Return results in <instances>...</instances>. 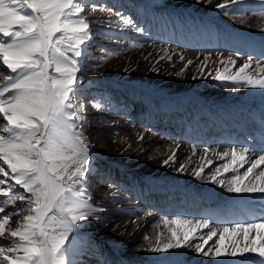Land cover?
Returning <instances> with one entry per match:
<instances>
[{
    "label": "bare ground",
    "instance_id": "bare-ground-1",
    "mask_svg": "<svg viewBox=\"0 0 264 264\" xmlns=\"http://www.w3.org/2000/svg\"><path fill=\"white\" fill-rule=\"evenodd\" d=\"M89 1L92 0H87V5ZM114 1L115 4L131 3L136 11L145 15L146 22L141 27L142 31L134 29L141 22L140 17L138 20L131 19L130 24H125L129 19L113 22L112 28L124 29L125 34L133 35L129 36V40L135 38V42L132 41L135 53L127 57L120 53L117 57L112 54L108 57V65L115 63L119 67V76L110 84L117 91L116 88H120L125 97H136L135 93L140 92L137 96L148 111L164 112L181 108L185 114L180 120L187 122V132L205 139L213 138L214 144L190 145L183 132L177 136V130L172 128V136L157 141L146 152L143 165L134 170L133 175L125 168L118 167L117 177L126 174L122 180L108 177L100 187L95 188L93 197L88 194L83 197L93 210L69 234L68 258L73 264H232L237 258L216 256L215 248L222 252L232 241L242 246L253 239L259 245L260 233L264 229L257 228L248 234L230 232L223 239L220 238V231L235 222L264 215V199H261L264 194L228 192L232 177L237 172L242 175L250 165L245 163L239 167L241 162L238 159L233 164L231 155L221 159L220 154L230 153L235 148L238 157L246 148L240 145L239 136H249L252 128L264 124V89L250 88L232 81H218L212 77L218 69L224 75L234 74L250 57L253 64L247 71L256 75L258 63L264 68V0H241L228 9V15L216 8L221 0ZM87 14L84 13L88 18ZM164 38H170L169 44L161 45L159 50L153 49L154 40ZM165 52L168 56H165ZM229 57L236 61L235 66H229L231 73L225 72V65L220 63ZM188 61L192 63L188 64ZM169 68H172V78L159 82L161 71ZM259 76L264 77V72H260ZM89 82L85 83L86 86L94 83ZM95 104L100 107L91 104V118L98 108H105L101 101ZM112 107L109 104L106 108L113 110ZM136 114L148 119L154 116V113L140 114L138 111ZM127 127L126 124L124 128ZM126 134L131 142L124 150L127 155L136 148V133L125 130ZM232 135L236 137L239 147L229 144ZM93 139L104 143V149L110 147L100 132H96ZM85 143L89 158L98 156L93 145L86 139ZM205 149L208 151L205 152ZM248 149L249 157L260 154L256 144L251 143ZM173 154L174 162L170 159ZM165 161L169 162L165 164ZM225 163L237 171L225 172L222 167ZM4 167L8 170L7 165ZM111 168L112 165L106 168L105 174ZM201 168L203 171L197 177L195 173ZM217 168L220 174L216 178L224 181L223 186L212 182L211 177ZM261 170H264V164L253 169L248 179H253L254 174H259ZM28 214L29 211L10 217L5 235L0 237V245L19 243V239L10 236L7 229L15 228V222L22 221ZM177 218L193 223L206 219L210 228L187 229L188 244L192 246L162 253L148 251V241L144 237H152L149 234L152 226L157 229L153 243L157 237L162 243L166 242L171 236L169 228L178 234L186 230L180 225L171 224ZM164 219L169 221L167 225ZM210 229L217 230V235L209 240L206 233ZM194 236L203 237L206 241L199 253L194 245L202 241L192 239ZM222 240L226 241L223 246ZM212 246H215L213 253L203 255V251Z\"/></svg>",
    "mask_w": 264,
    "mask_h": 264
},
{
    "label": "snow or ice",
    "instance_id": "snow-or-ice-1",
    "mask_svg": "<svg viewBox=\"0 0 264 264\" xmlns=\"http://www.w3.org/2000/svg\"><path fill=\"white\" fill-rule=\"evenodd\" d=\"M239 2L241 0H221L216 8L228 15V9ZM87 7V0H0V68L8 73L0 72L4 82L0 87V161L3 162L0 174L7 178L0 180V185L5 186L0 187V204H11L17 199H27L29 204V214L15 222V228L7 229L19 243L0 245V264H73L68 258L69 234L93 210L83 199L87 196L83 191L86 173L91 171L88 146L83 133L73 131L79 119L77 106L73 104L77 95L74 85L79 71L78 58L91 39L90 24L84 15ZM130 23L131 20L125 21V24ZM220 63L225 65V72L231 73L229 66H235L236 61L229 57ZM252 64L250 57L234 74L224 75L218 69L212 78L264 89V77L259 76L264 68L258 63L254 75L247 71ZM248 152L249 149L244 148L237 157L233 148L230 153L220 154L221 159L231 155L233 164L238 159L239 167L245 163L250 165L242 175L237 172L232 177L227 190L237 194H264V170L248 179L253 169L264 164V148L258 157H249ZM174 156L170 158L173 162ZM222 167L225 172L237 171L227 163ZM202 171L203 168L197 171L196 176ZM217 174H220L219 168L211 177L212 182L223 186L224 181H218ZM16 186L30 195L26 197L13 191ZM0 213H3L0 216L2 237L10 217L16 213H4L3 208ZM163 222L169 223L167 219ZM171 224L186 230L178 234L169 228L171 236L163 243L159 237L153 243L145 236L148 251L162 253L192 246L188 244L187 229L210 228L206 219L193 223L177 218ZM257 228L264 229V215L223 227L220 238L230 232L248 234ZM206 235L210 240L217 235V230L210 229ZM192 239L202 241L194 245L195 250L201 252L206 241L203 237ZM260 241L257 245L253 239L242 246L232 241L222 252L216 247L215 255L237 258L232 264H264V231L260 233ZM214 247L203 251V255L212 254Z\"/></svg>",
    "mask_w": 264,
    "mask_h": 264
},
{
    "label": "rangeland",
    "instance_id": "rangeland-1",
    "mask_svg": "<svg viewBox=\"0 0 264 264\" xmlns=\"http://www.w3.org/2000/svg\"><path fill=\"white\" fill-rule=\"evenodd\" d=\"M114 2V0H92L88 3L86 14L88 13L87 22L90 24L91 39L86 42L87 47L84 54L78 58L79 71L76 73L77 82L74 85V88L77 90V95L73 99V104L77 106V116L79 119L75 121L77 127L73 131L83 133V137L93 145V149L98 153V156L89 158L91 171L86 173L85 177L86 183L84 188L90 197L94 196L95 188L100 187L102 182L109 179L108 177L112 178V180H122L121 178L126 174L117 177L116 172L118 167L125 168L128 173L133 175L134 170H137L143 165L146 152L148 153L151 147L156 145L161 139L172 136V128L175 131L177 130V136L183 132V137L190 145L196 143L199 146L205 144L213 146L214 144L213 138L208 139L207 137L205 139L203 136H196L195 134H192L194 135L192 136L190 132H187V122L182 123L180 120L184 113L181 108L178 107L175 111H148L147 106L137 96L140 92L135 93V98L125 97V94L120 91V88H116L118 89L117 91L110 84L114 81L113 79L119 76V67L115 63L108 65V57L111 54L117 57L118 53L127 57L135 53L133 47L135 38H133V42L129 40V36L133 37V35L125 34L124 29L112 28L113 22L118 19L138 20L140 17L141 22L135 25V30L141 29V27L143 28V23L146 22L145 15L138 10L136 11L131 3L124 2L117 4L116 2L115 4ZM262 10H264V7ZM154 42L153 49L159 50L163 45L169 44L170 38L154 40ZM69 55L71 54L69 53ZM0 72L4 75L8 74L4 68H0ZM170 72H172V68L161 71L159 82L162 83L165 79L172 78ZM87 81H90V84L94 83L86 86L85 83ZM2 83L3 77L0 75V85ZM100 101L105 108H101L100 110L98 108V111L91 118V106L96 102L100 104ZM109 104L113 106V110L106 108ZM137 111L140 114L154 113V116L151 119L142 116L138 117L136 114ZM126 124L128 126L127 129L124 128ZM125 130H128L129 133H136V148L127 155L124 150L130 146L131 142L128 141V135H124ZM96 132L101 133V137L108 142L105 143L109 144L110 147H108L111 151L107 147L104 149V143L97 142V139H93ZM2 163L0 161V164ZM111 165L110 172L105 174V169ZM2 179L7 178L3 174H0V180ZM9 183L13 182L9 181ZM0 187L5 186L0 185ZM13 191H19L26 197L30 195L23 193V189L19 188V186H16ZM0 196H2V193H0ZM26 200L17 199L11 204H0V208L4 209V213L15 211L16 214L14 215L25 214L29 211V204ZM166 212L164 211V213ZM0 216H3V213H0ZM155 232H157V229L155 226H152L149 233L152 234V237H149L152 241L155 239ZM225 243L226 241L222 240V246Z\"/></svg>",
    "mask_w": 264,
    "mask_h": 264
}]
</instances>
